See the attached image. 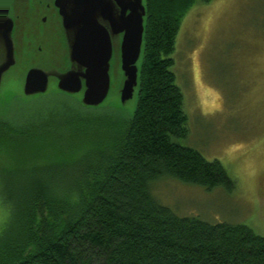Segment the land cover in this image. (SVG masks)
Segmentation results:
<instances>
[{
  "label": "trees",
  "instance_id": "16d2710c",
  "mask_svg": "<svg viewBox=\"0 0 264 264\" xmlns=\"http://www.w3.org/2000/svg\"><path fill=\"white\" fill-rule=\"evenodd\" d=\"M197 2L146 0L133 115L80 102L67 108L72 102L56 97L44 101L57 100L66 113L80 108L56 130L39 123L5 129L0 120V146L20 144L30 137L26 128H40L44 146L64 158L47 168L0 166V201L8 214L0 264H264V237L249 227L178 217L151 195L163 178L208 191L235 189L220 162L179 144L188 118L172 58L181 23ZM34 141L41 143L31 138L25 145ZM73 152L76 158L67 161Z\"/></svg>",
  "mask_w": 264,
  "mask_h": 264
},
{
  "label": "rangeland",
  "instance_id": "374dc122",
  "mask_svg": "<svg viewBox=\"0 0 264 264\" xmlns=\"http://www.w3.org/2000/svg\"><path fill=\"white\" fill-rule=\"evenodd\" d=\"M172 59V72L188 118L187 137L179 144L197 151L208 162H220L235 182V189L231 193L221 188L208 191L163 178L151 187L153 199L178 217L243 225L264 237V0H212L207 5L198 0L181 23ZM24 72L25 63L19 62L3 77L0 120L7 123L5 129L39 123L55 124L56 130L68 115L80 113V108L61 112L57 100L50 104L44 101L63 97L72 102L67 108L74 107L76 99L58 93L33 100L22 98ZM115 76L111 77L103 107L131 116L137 105V90L122 106ZM25 132L30 137L22 143L0 146V166L47 168L62 162L64 158L55 148L44 146L45 131L26 128ZM31 138H39L41 143L25 145ZM75 158L76 153H70L67 161ZM7 216L0 201V230Z\"/></svg>",
  "mask_w": 264,
  "mask_h": 264
},
{
  "label": "water",
  "instance_id": "95a60500",
  "mask_svg": "<svg viewBox=\"0 0 264 264\" xmlns=\"http://www.w3.org/2000/svg\"><path fill=\"white\" fill-rule=\"evenodd\" d=\"M128 6L121 3L123 10L129 14L122 16L120 29L113 30V35L123 34L120 57L112 47L110 33L96 21L97 16L91 9H85L87 17L73 8L62 9L64 39L67 46L65 56L70 64L77 66L76 71L58 75L52 80L41 70H30L23 73V97L33 100L49 93L62 92L76 99L83 107L104 108L108 98L111 77L119 83L121 105L132 100L134 92L139 88V71L143 57L144 35L146 27V0H126ZM90 1L87 3L89 4ZM105 8V6H104ZM8 6L0 0V37L5 39L8 47L7 62L0 67V88L3 77L16 66L11 40V27L6 22ZM81 17L80 26L75 24ZM7 27V29H4ZM56 64L60 63L58 61ZM138 63L140 65H138Z\"/></svg>",
  "mask_w": 264,
  "mask_h": 264
},
{
  "label": "flooded vegetation",
  "instance_id": "af4514ba",
  "mask_svg": "<svg viewBox=\"0 0 264 264\" xmlns=\"http://www.w3.org/2000/svg\"><path fill=\"white\" fill-rule=\"evenodd\" d=\"M8 6L6 22L11 27L12 50L15 66L25 63L24 76L30 70H41L52 80L57 76L76 71L77 66L70 64L65 56L66 48L62 9L73 8L76 15L87 17L85 9L94 13L96 21L102 25L111 37L113 49L120 57L123 34L113 35L119 30L122 16L130 12L123 10L121 3L128 6L126 0H5ZM90 1L89 4H87ZM105 6V8H104ZM79 17L76 27L80 26ZM7 29V27H4ZM6 40L0 37V67L7 62L8 47ZM66 47V48H65ZM58 61L60 63L56 64ZM56 75V77H55ZM60 95H65L59 92ZM66 96V95H65Z\"/></svg>",
  "mask_w": 264,
  "mask_h": 264
}]
</instances>
